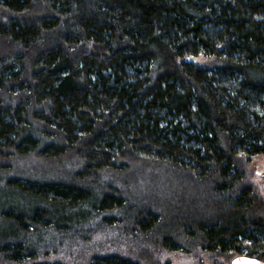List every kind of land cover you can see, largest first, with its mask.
<instances>
[{"label": "trees", "instance_id": "1", "mask_svg": "<svg viewBox=\"0 0 264 264\" xmlns=\"http://www.w3.org/2000/svg\"><path fill=\"white\" fill-rule=\"evenodd\" d=\"M263 153L264 0H0V264L264 262Z\"/></svg>", "mask_w": 264, "mask_h": 264}, {"label": "rangeland", "instance_id": "2", "mask_svg": "<svg viewBox=\"0 0 264 264\" xmlns=\"http://www.w3.org/2000/svg\"><path fill=\"white\" fill-rule=\"evenodd\" d=\"M195 61L200 64H205L206 60L202 57H196ZM248 177L250 180L256 185L259 193H261L264 197V183L262 181L264 174V153L261 155L252 156L249 161L246 163ZM158 179L154 180L153 189L156 193L160 191L161 181V174L157 175ZM17 200V199H16ZM21 200V199H19ZM3 225H7V223H2ZM90 235V236H89ZM87 237L90 240L86 243L84 240L78 239V249L73 251H68L64 247L57 248V246L48 245L50 252L48 253L47 257H39V260H59L62 259L63 261H67L70 264H84L86 261L87 256L92 253H115L119 251H123L126 254L130 253V255H135L137 250L131 249L123 243L122 240H119V237L122 236L120 231L116 230L112 227L105 228H96L95 230L91 231ZM35 239V238H33ZM47 243V242H46ZM61 243V242H60ZM75 244H72L74 247ZM56 250L53 252L52 250ZM73 249V248H72ZM58 251V252H57ZM204 250L198 248L197 251L191 253H185L182 250H170L165 248L159 253V262L161 264H222L224 263L223 260H217L215 262L208 258L206 252ZM239 255H243L239 254ZM136 256V255H135Z\"/></svg>", "mask_w": 264, "mask_h": 264}, {"label": "water", "instance_id": "3", "mask_svg": "<svg viewBox=\"0 0 264 264\" xmlns=\"http://www.w3.org/2000/svg\"><path fill=\"white\" fill-rule=\"evenodd\" d=\"M227 264H264L261 259L247 255L234 256Z\"/></svg>", "mask_w": 264, "mask_h": 264}]
</instances>
